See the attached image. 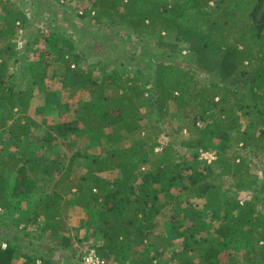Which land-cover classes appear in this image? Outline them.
Here are the masks:
<instances>
[{"label": "trees", "instance_id": "trees-1", "mask_svg": "<svg viewBox=\"0 0 264 264\" xmlns=\"http://www.w3.org/2000/svg\"><path fill=\"white\" fill-rule=\"evenodd\" d=\"M53 1L64 7L62 17L67 16L65 5L75 3L71 9L76 22L87 18L82 22L121 27L128 39L149 37L167 53L165 58L154 61L151 79L143 85L134 76L130 82H124L123 74L115 71L95 78L92 70L82 64L89 51L83 48L84 43L77 47L83 41V26H75L73 18H64L69 32L51 30L42 36L39 53L50 58L51 62L44 60L46 67L59 63L63 80H70L68 99L82 95V91L88 97L71 103L56 100L55 93H48L50 97L44 105L50 104L56 122L45 124L50 131L42 139L27 136L26 113L35 82L30 84L32 88H17L0 73L1 130L7 128L14 138L20 142L27 139L35 148L38 144L51 148L55 137H74L70 142L73 143L80 136L88 137L90 146L102 130L109 144L104 154L91 159V175L78 177L82 182L75 185L70 197L56 193L34 209L23 230L5 228L7 232L0 234V264H15L16 257L22 259L21 264H72L62 263L50 251L51 246H71L70 237L64 234L71 205L96 208L98 224L92 234L94 241L101 242L90 246L106 264H153L144 245L165 209L169 211V232L180 241V249L173 250L165 264H264V209L259 206L264 204V184L258 193L254 192L257 177L249 166L250 155L264 151V22L259 24L256 17L264 0ZM210 1L213 6L204 12L209 15L205 29L184 24L189 10H204ZM0 9L1 71L19 51L7 42L14 33L9 30L22 25L27 18L23 10L10 2L0 0ZM115 33L120 35L119 39L124 37L119 30ZM182 43L188 49V65L172 58L181 51ZM68 65L74 68L62 73ZM135 72L144 75L140 67ZM200 72L208 76L207 82L199 79ZM43 74L34 73L41 85L45 80ZM104 85L111 86L112 92H104ZM172 106L194 108L196 116L204 121L200 128L193 121L192 132L179 137L183 130L181 122L191 113L183 112L177 118L181 119L180 125L166 131L177 147L196 150L190 162H162L161 155L155 152L161 144L149 142L150 129L142 124L153 117L158 123L175 117ZM43 110L36 109L38 113ZM17 112L23 115L19 120ZM170 130L177 136H172ZM209 139H214L212 148L216 149L214 165L198 158L199 149H212ZM113 143L115 149L110 147ZM163 150L164 146L159 152ZM71 165L72 162L46 159L39 154L25 157L24 152H0V208H6L8 172H16L12 193H28L35 185L33 175L57 177L58 186L70 179ZM215 167H220L219 175L229 177L227 186L215 180ZM104 170L116 171L117 175L112 179L96 175ZM231 187L237 193H253L249 200H241L229 193ZM183 192H194L200 202L184 205L180 198ZM38 223L40 232L32 227ZM85 223L89 226L92 221L87 219ZM25 236L27 245L20 241ZM41 238L46 247L41 246Z\"/></svg>", "mask_w": 264, "mask_h": 264}, {"label": "rangeland", "instance_id": "rangeland-1", "mask_svg": "<svg viewBox=\"0 0 264 264\" xmlns=\"http://www.w3.org/2000/svg\"><path fill=\"white\" fill-rule=\"evenodd\" d=\"M4 1L13 3L15 6L23 10L27 19L22 25L19 24L18 27L9 30L13 31L14 33L7 42H9L13 48H17L19 51L15 59L11 58L5 65V69H1L0 73L5 75L7 83L11 82L17 88H32L30 84L35 82V85L32 84L33 95L29 101V108L26 113L29 118V130L27 136L29 138V136L32 134L33 136H38L42 139L43 137L48 136L47 133L50 131L48 127L45 126V124H48L49 122H56V116L51 111L50 104L47 103V106L44 105L47 96L50 97L48 93H55L56 100L62 102L67 100L71 103L80 97H88V93L82 91V95L72 96V98L68 99L69 90L67 91V88L70 85V80H63L60 72L62 68H58L59 63L56 65V63L53 62L46 67L44 62H51V60H48L50 58H47L45 53L43 55H40L39 53V50L42 47V36L51 32V30H56L55 32L60 31L64 34H67L70 29L65 28L67 22L64 20L66 17L71 19L73 18L75 22L77 21L76 15L71 9V4L73 3L65 5L67 16L62 17L64 15V7L62 5L58 6L53 0ZM212 4L213 3L210 1L208 5L204 6V10H189L186 14L184 24L188 27L205 29L207 23L206 20L208 19L209 15L205 14L204 12H206L207 9L210 10L213 6ZM1 14L2 11L0 9V25L2 24ZM256 17L259 24L264 22V3L261 5L260 11L257 13ZM85 20H87V18L82 19L81 21L78 20V22L75 23V26L77 25V27L82 28L81 26H83V41H81L82 43H77V47L82 46L84 43L83 48L89 51L86 61H84L82 64L92 70V74L95 78H100L103 73L108 74L112 71H115L123 74L122 80L124 82H130V78L134 76L139 77L140 80H138V83L143 85V82H145L147 79H151L150 69L152 68L154 61L165 58V52L167 53V51L158 48L154 41L149 37L138 39L134 36H130L131 38L128 39L126 31L121 27L115 29L113 27L111 28V26L107 24L96 25L89 21L82 22ZM53 22L56 23L53 24ZM117 30H119L121 34L123 33L124 37H122V39H119L120 35L116 36L115 32ZM88 40H90L91 43H89ZM180 46L182 47L181 51L173 55L172 58L188 65V49L183 43L180 44ZM33 50H36L35 53H31ZM68 66L69 67L66 66L65 71L62 73H69L74 68L73 65ZM138 67L143 69V76L135 75V71ZM38 71L44 72L43 77L45 80L42 82L43 85H41L39 81L35 80L34 73ZM198 77L202 82H207L209 79L208 76L202 72L198 74ZM147 86L150 87V85ZM103 90L106 93L112 92V88L109 85H104ZM37 107H42L44 110L41 113H38L36 111ZM196 111L197 110L194 108H177L176 106H172L171 113H175L176 115L173 118L166 117L162 119L160 123L155 122V117H153L151 120H142L144 122H142V124H144L147 129H150L149 131L151 132L148 137V139H150L149 142L154 140L155 142H159L161 144L160 146H164V150L162 152H159L160 150L155 151L156 154H158L157 156L161 155L160 160H162V162L167 160H172L175 162L181 159L186 162H190L193 160V153L196 152V150L193 152L186 148L177 147V145L173 143V140L167 136L168 133L166 131H169L171 126H176L178 123L180 125L181 119L178 120L177 118L181 117V113L183 112L191 113L189 118L182 120L181 125H183V130L179 137L186 136L188 133L192 132L193 121H195L197 127H203L204 121L199 118V115L196 116ZM22 116L23 115L19 114V112L16 113V119L19 120ZM158 128H162V131L158 132ZM51 133L52 136L55 135L54 132H50V134ZM171 134L172 136H177V134L173 133L172 131ZM141 136L144 137V135ZM98 137L99 138L94 140V144L90 146H88V137L80 136L73 143L70 142L74 139V137L65 139L62 137H55L52 141L51 148L48 146L42 147L39 144L35 148L32 144L30 145L25 141L27 139L23 138L20 142L14 138L7 128L3 130L0 129L1 153L19 155L20 153L24 152L25 157L39 154L41 157L46 159L57 158L62 160L64 163L72 162L69 180L63 181L58 186H55L57 177L49 178L40 174H36L32 176V179L35 181L34 188L28 193H18L17 191L12 193L11 187H13L16 172H8L6 174L8 183L7 189L5 191L7 195L6 208L4 207L0 209V234L3 235L5 232H7L5 228H10L11 230L17 229L18 231L23 230V228L28 226V218H31L34 209H36L39 204L45 202V200L52 195L58 193L64 198L70 197L72 192L75 191V185L79 182H82L78 177L91 175V159L94 156L104 154L103 151L106 148L109 149V144L106 142L103 130L98 134ZM129 141L125 142V144H128ZM209 145L211 148L213 147L214 139H209ZM110 147L115 149L117 146L113 143V145H110ZM210 150L215 151L216 153L215 148ZM250 158L251 161L249 160V166L257 177V186L254 192L258 193L260 186L264 184V151L258 152L257 155L251 154ZM215 160L209 164L214 165L213 162ZM218 172H220V167H215L213 174L216 175L214 176L215 180L224 184V186H227L229 177L226 175L221 176L218 174ZM96 175L112 179L116 177L117 172L104 170L97 172ZM217 175L219 176L217 177ZM172 192L175 191L172 190ZM229 193L236 194L238 199L249 200V197L253 191L237 193L231 187L229 188ZM180 198L184 205L187 203L192 204L194 201L200 202V199L194 196V192H183ZM259 206L264 209V204H260ZM168 213V209H165L163 213L157 217L156 230H154V232L149 236V239L144 245L146 255L147 257H151L152 260H150L153 264H165L168 261L169 254H171L173 250L177 251L180 249L179 239L175 236H172L169 232ZM87 219L92 221L89 226L85 223ZM65 221L68 229L64 234L65 236L68 235L70 237L69 242L71 243V246L68 247L67 245L65 248H56L51 246L50 251L54 254V257L60 260L62 263L65 262L75 264L77 262L81 264L78 255L81 254L82 249L85 246L87 247L101 242V240L94 241L92 234L95 226L98 224V214L96 213V208L84 209L71 205L67 210V218ZM32 227L36 228V232L41 231V223H38L36 226L32 225ZM26 238L27 237L25 236L24 239L20 240L23 241V244L25 245L29 243ZM41 242L38 243H41V246L46 247L44 243L46 242L45 239ZM73 248L77 250V252L73 253ZM21 262L22 259L19 257H16L14 260L15 264H21Z\"/></svg>", "mask_w": 264, "mask_h": 264}, {"label": "built area", "instance_id": "built-area-1", "mask_svg": "<svg viewBox=\"0 0 264 264\" xmlns=\"http://www.w3.org/2000/svg\"><path fill=\"white\" fill-rule=\"evenodd\" d=\"M79 13H81L79 11ZM162 146L156 147V151L160 150ZM198 158L201 160L206 161L207 163H211L216 158L215 151L212 150H206V149H199L198 151ZM1 209V208H0ZM6 243H2V247H5ZM81 264H106L105 260L101 258L98 253L95 251L94 248L91 246H85L82 249L81 252V258H80Z\"/></svg>", "mask_w": 264, "mask_h": 264}]
</instances>
